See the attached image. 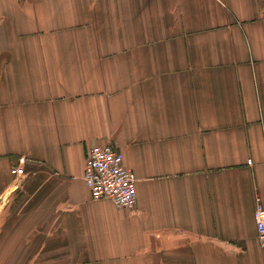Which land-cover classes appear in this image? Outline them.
Wrapping results in <instances>:
<instances>
[{
    "label": "crops",
    "instance_id": "1",
    "mask_svg": "<svg viewBox=\"0 0 264 264\" xmlns=\"http://www.w3.org/2000/svg\"><path fill=\"white\" fill-rule=\"evenodd\" d=\"M259 203L264 0H0V264H264Z\"/></svg>",
    "mask_w": 264,
    "mask_h": 264
},
{
    "label": "built area",
    "instance_id": "2",
    "mask_svg": "<svg viewBox=\"0 0 264 264\" xmlns=\"http://www.w3.org/2000/svg\"><path fill=\"white\" fill-rule=\"evenodd\" d=\"M20 165L12 170L17 176L25 173ZM252 164V161H249ZM84 180L94 199H110L120 209H135L138 202L137 178L124 165V155L113 143L94 146L90 149L86 161ZM258 238L264 246V206L259 203L255 212Z\"/></svg>",
    "mask_w": 264,
    "mask_h": 264
}]
</instances>
